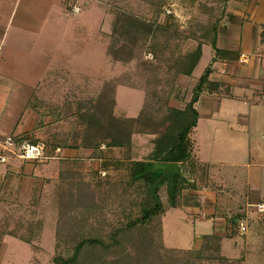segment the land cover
Listing matches in <instances>:
<instances>
[{"label": "rangeland", "instance_id": "1", "mask_svg": "<svg viewBox=\"0 0 264 264\" xmlns=\"http://www.w3.org/2000/svg\"><path fill=\"white\" fill-rule=\"evenodd\" d=\"M12 2L0 0V135L13 132L10 130L18 125L28 128L33 139L45 144L48 155L56 143L87 145L80 115L89 111L111 120L136 118L143 109L158 119L167 114L168 106L183 109L196 78L175 75L173 65L197 43L209 46L227 0H62L66 25L58 17L60 5L49 4L44 10L42 0ZM72 6L77 11H72ZM120 11L147 19H154L160 11L152 38L157 55L143 52L137 43L132 60L112 57L109 49L128 40L119 30L111 34ZM166 15L173 17L169 23H164ZM20 29L33 30L34 37H21ZM116 39L119 44L114 43ZM203 65L196 67L195 74ZM219 102V116L197 122L191 138L198 163L188 169L199 179L193 181L197 186L215 169L223 177L224 183L212 173L213 178L203 184L214 189L220 183L227 188L230 199H225L224 193L214 210L221 219H200L181 208L170 209L160 216V238L153 225L147 226L152 235L149 240L158 249L199 248L198 238L212 233L223 220L226 226L216 254L231 264H264V214L257 212L254 204L232 206L234 201L247 199L264 202V123L255 117L248 123L247 109L239 101L222 98ZM26 109L28 114L23 117ZM35 131L38 134L34 135ZM131 139V152L122 150L115 157L105 150L103 159H142L151 147V135L135 134ZM99 148L104 150V144ZM97 156L84 148L74 158L63 160L56 172L51 165L46 177L22 184V173L19 177L10 171L0 179V264H52V257L64 252L75 235L99 236L110 242L112 229L132 219L141 208L145 190L128 179L124 165L103 168ZM232 174L237 178L227 180ZM159 193L164 200V190ZM235 213L242 214L247 223L244 234L236 227L228 228V215ZM119 236L121 246L106 253L82 254L80 264H130L137 253L133 248L137 238ZM124 253L130 261L123 259ZM97 254L96 261L93 257Z\"/></svg>", "mask_w": 264, "mask_h": 264}, {"label": "trees", "instance_id": "2", "mask_svg": "<svg viewBox=\"0 0 264 264\" xmlns=\"http://www.w3.org/2000/svg\"><path fill=\"white\" fill-rule=\"evenodd\" d=\"M160 11H157L154 19H147L131 15L130 12L120 11L116 14L112 24V35L119 30L122 37L128 39L126 42H121L118 48H110L109 52L115 60L130 61L135 58L134 46L138 43L142 46L143 52L154 53L153 35L155 34L154 27L157 23V16ZM172 16H164V23H169ZM218 27H214L213 36L210 39V45L214 51L213 60L216 58H233L234 54L230 51L220 49L216 46V33ZM260 36L264 39V29L260 32ZM115 44H119L120 40L116 39ZM157 55V53H154ZM201 55V43H197L195 48L187 52L178 62L173 65L175 75L189 77L193 68L197 64ZM211 72L210 66H206L198 77L193 89L192 95L186 102L183 109L174 107H166L167 113L158 119L153 118L146 110H141V113L136 118H115L104 120L97 116L94 111H89L83 118V133L82 137L87 141V145H79L83 148L92 150L98 153V158H102V166L106 168L109 164L119 167L124 165L128 179L137 183V187L145 190V195L141 196V208L137 211L131 220L126 219L119 227L112 229L109 236L110 242H105L99 236H78L75 235V240L65 246V250L58 252L52 257V264H80L82 254L91 252L106 253L108 250L121 246L118 242L119 234L126 239H135L136 244H133L134 250L137 251L134 258L131 260L127 253H124L123 259L130 261V264H231L232 261L217 255V244L221 239L219 235L214 233L201 236V245L199 248L193 249H158V246L153 245V240H149L152 235L147 226L153 225L152 230L155 235L160 238L161 228L160 216L166 210L171 208H186L190 205H198V198L190 193V189L194 188V184L189 181L190 166H192V142L190 133L196 125L198 114L194 107L200 93L205 89L208 83V76ZM94 130V133L91 131ZM12 134V133H11ZM151 135L148 152L143 155L142 159H130L112 161L103 159V154L99 150L100 144H104L105 148L112 147L130 151L132 135ZM15 141L21 143L28 141L35 143L38 140L33 139L30 133L22 135H14ZM44 155L46 158L52 155L56 147H75L76 145L64 143H56L51 147L50 153L47 155L45 144ZM77 148V147H76ZM131 152V151H130ZM133 155V154H132ZM131 155V156H132ZM66 159L60 160V164H64ZM40 162V161H34ZM155 162H172L179 164L180 173L175 175L170 189L167 186V179L160 181L155 188L154 184L162 176V170H154L151 168ZM125 163V164H123ZM161 189L164 190V200L160 195ZM264 214V211L262 212ZM138 214V216L136 215ZM242 218V214L235 213L229 215V230L233 227L237 228V222ZM66 232L65 235H68ZM60 235L56 231V237ZM122 245H124L122 243ZM212 246L216 247L211 249ZM160 247V246H159ZM213 250V251H212ZM210 251V252H209ZM99 254L93 259L99 260ZM212 254H216L213 256ZM88 255V256H89ZM107 254H104V258ZM92 257V256H91ZM90 257V259H92ZM148 257V259H147ZM130 259V260H129ZM82 264V263H81ZM111 264V263H110Z\"/></svg>", "mask_w": 264, "mask_h": 264}, {"label": "crops", "instance_id": "3", "mask_svg": "<svg viewBox=\"0 0 264 264\" xmlns=\"http://www.w3.org/2000/svg\"><path fill=\"white\" fill-rule=\"evenodd\" d=\"M13 1L14 2L12 3H15V1L17 0ZM6 3L11 4V2ZM49 4H56L57 8L60 5V16L58 17L60 18V20L64 19L66 25L67 18H65V16L61 12L62 0H42L40 5H42V9L45 10L46 6ZM69 22L70 19H68V23ZM69 25H71V23ZM22 26H24V24ZM263 29L264 0H227L225 6V13H223L220 18V23L216 33V46L220 49L232 52L234 54V57H225L220 59L216 58L215 60H213L214 51L211 45H201L200 58L190 75L195 77L197 81L204 68L208 65L211 68V72L208 76L207 86L200 93L197 101L194 103V107L198 114L197 122L201 118L210 120V118L212 117L219 116L220 112L222 113V111L220 110L219 101L222 98H227L237 102L239 101L247 109L245 116H247L248 123L250 122L251 117L258 118L260 119V123H264V39H262L260 36V32ZM3 34L4 32L1 34V37L4 36ZM33 34V30L20 29L21 37L25 36L27 38L32 39L34 37ZM30 41L31 43H34V39ZM53 61L55 62L58 60L57 58H53ZM202 62L204 65L201 69V72L195 74V72H197L196 67ZM25 111L26 113H22L23 117L28 114L27 109ZM223 113H225V116H227L226 112L223 111ZM36 116H38V114H36ZM196 125L192 128L190 133V140L192 142V165L194 166L197 165L198 161L197 159H195L194 141L192 140L191 136ZM10 131H13L11 132L13 135H22L25 133L32 134L31 132H28V128L21 129L20 125H18L15 129H11ZM36 133L38 134V132L35 131L34 135H36ZM132 136L134 137V135ZM57 149L58 151H56ZM100 149L101 148H99V150ZM105 150H108V152L113 155L116 154L115 157H118V154L122 153V149L116 147L107 149L104 146V150H102V153H104ZM82 151H84V148L82 147H56L52 155L46 158V160H50L48 162L49 164L30 163L29 161L20 160H13L11 164L14 166L0 164V179H4L6 177L5 175L9 174L10 171L13 173H19V177L20 173H22V184H24L26 180H34L35 177H46L44 176V173H46L47 170L51 169V167H53L56 172V170L60 167V160L66 158H74V156H76L78 153H82ZM100 160H102V158H99V161ZM228 165L232 166V163H229ZM99 171L100 170H98V172ZM218 172L219 171L215 169L212 173H214L215 176L219 177ZM212 173H206L208 175V178L205 179L204 182L208 179H211L210 176L212 175ZM188 176L190 177L191 174ZM232 176L233 178H229V176H227V180L232 181L237 178L235 174H232ZM219 178L222 179V183H224L223 177L220 176ZM194 180H196L197 182L199 181L195 173H193L192 176L189 178V181L192 183ZM203 184H199L197 186L195 182L194 188L190 189V193H192L198 198V205H190L186 208L181 209L192 214L191 217L203 219L209 216L221 219L220 217H218V215H215V213L217 212L214 213V210L215 206L218 205L219 198L223 197L224 193L225 199H230V194H228L227 188L220 183H217L214 189L210 187H205V185ZM222 188L224 189V191H222ZM25 193L26 191H23L22 195H25ZM235 193V190L232 191V194ZM259 202L264 203L260 200L250 202L249 199H247L241 203L238 202L239 204L234 201L232 203V206L234 208L240 204H242V206H250ZM225 203L228 204L226 200ZM174 209L176 208H171V210ZM169 210L170 209L166 211ZM225 224V221L221 220L218 226L213 227L212 233L222 236V229L226 226ZM200 243L201 238H198L196 244Z\"/></svg>", "mask_w": 264, "mask_h": 264}, {"label": "built area", "instance_id": "4", "mask_svg": "<svg viewBox=\"0 0 264 264\" xmlns=\"http://www.w3.org/2000/svg\"><path fill=\"white\" fill-rule=\"evenodd\" d=\"M72 11H77L76 6H72ZM58 151V149L56 150ZM46 159L44 155V145L41 141L30 143L23 141L18 143L15 141L13 134H3L0 136V164L9 165L10 161H41ZM104 175V172H101ZM257 212L264 211V203L259 202L253 205ZM237 231L244 234L247 230V223L242 217L237 222Z\"/></svg>", "mask_w": 264, "mask_h": 264}, {"label": "water", "instance_id": "5", "mask_svg": "<svg viewBox=\"0 0 264 264\" xmlns=\"http://www.w3.org/2000/svg\"><path fill=\"white\" fill-rule=\"evenodd\" d=\"M162 170V176L159 178V180L154 184L153 188L156 187V185L162 181V179H167V186L168 189H170L171 184L173 182V179L175 175L179 174V164L178 163H172V162H155L151 168L152 171L154 170Z\"/></svg>", "mask_w": 264, "mask_h": 264}]
</instances>
